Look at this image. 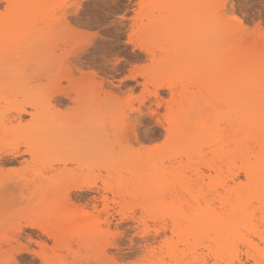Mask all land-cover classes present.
I'll list each match as a JSON object with an SVG mask.
<instances>
[{"label":"rangeland","instance_id":"obj_1","mask_svg":"<svg viewBox=\"0 0 264 264\" xmlns=\"http://www.w3.org/2000/svg\"><path fill=\"white\" fill-rule=\"evenodd\" d=\"M240 43L264 62V0H0V264H264V193L238 166L230 199L252 222L191 224L228 209L230 123H264V72L227 95ZM82 72L101 86L100 154L79 168Z\"/></svg>","mask_w":264,"mask_h":264},{"label":"bare ground","instance_id":"obj_2","mask_svg":"<svg viewBox=\"0 0 264 264\" xmlns=\"http://www.w3.org/2000/svg\"><path fill=\"white\" fill-rule=\"evenodd\" d=\"M234 18L235 24L237 23L236 25H241L242 22L238 18ZM230 47V44L226 45L225 55H230L233 53V48L231 47V50ZM244 49L245 48L241 43L240 45L236 46L234 48L235 57L233 59V62L228 63L227 67H225V75L227 74L226 79L229 84L231 82L229 90L227 91L228 97H231L235 94V85H237L238 83H242L245 85V72H264V62L262 63L260 61H255L254 64L253 59L255 58L251 59L250 57L254 55L255 51L245 52ZM248 53H250V56L247 55ZM84 73L85 72L81 73L83 80L78 79V81H74L71 84L72 91L76 94L75 101L80 107H83V112L81 114H78V137L75 142L78 153L77 163L79 165V168L82 166V162L84 160L89 159L93 162H96L99 159L100 154V138L98 129H91L88 125L92 123L96 125L98 124V107L101 86L100 83L96 81L95 74H87L88 76L86 75L87 77H85ZM244 85L242 86L243 88ZM52 99L53 98L51 96L49 98V101ZM23 115H30L31 117H33L32 113H28L24 107L18 108L16 110V116L13 118L15 122H18L17 126L21 124ZM27 125H29V123ZM230 125V134L225 139L224 145L222 146V158L218 157L219 163L224 164L229 173L226 178L227 182H225L227 188L226 194H228V196L224 198L228 209L223 217L191 220V224L194 226L214 225L219 226L220 228L223 227L227 235L239 237L241 228L245 227V222L248 221L249 223H251L252 220L250 215H246L247 210L244 209L245 203L239 202V204L235 206L230 199V196L234 193H237L238 191L237 189H235L236 187L232 188L229 184V182L235 183L238 178L235 174L231 173V170L234 167L238 166L246 179L247 185L253 188L254 192L264 193V123H251L250 121H248L247 116H241L240 122H231ZM255 149H259L257 154L255 153ZM33 152L34 151L29 147H26L23 151L18 148H12V150L5 153V155H9L13 160H15V158L21 157L23 155H32ZM212 167V165H209V168ZM197 176L202 177L203 173L198 172ZM92 185H94V182L77 185L73 189L75 191H82L84 189L89 190L93 187ZM60 229L63 230L61 226H58L56 228V231H59ZM246 255L247 258H252L255 261L253 254H249V252H247ZM230 259H232V257ZM225 264L234 263L229 260ZM237 264L242 263L238 261Z\"/></svg>","mask_w":264,"mask_h":264},{"label":"snow or ice","instance_id":"obj_3","mask_svg":"<svg viewBox=\"0 0 264 264\" xmlns=\"http://www.w3.org/2000/svg\"><path fill=\"white\" fill-rule=\"evenodd\" d=\"M120 62L119 61H117V64H119ZM117 71H120V69H117ZM127 78V77H126Z\"/></svg>","mask_w":264,"mask_h":264}]
</instances>
